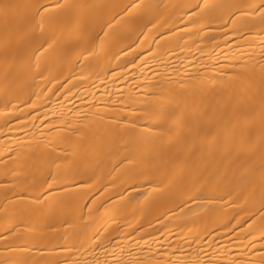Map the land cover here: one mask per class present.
Here are the masks:
<instances>
[{
    "label": "bare ground",
    "instance_id": "6f19581e",
    "mask_svg": "<svg viewBox=\"0 0 264 264\" xmlns=\"http://www.w3.org/2000/svg\"><path fill=\"white\" fill-rule=\"evenodd\" d=\"M0 264H264V0H0Z\"/></svg>",
    "mask_w": 264,
    "mask_h": 264
}]
</instances>
